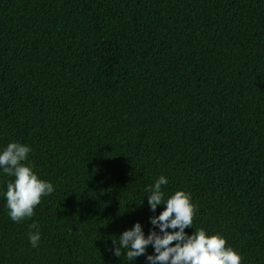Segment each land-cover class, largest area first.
<instances>
[{
    "label": "trees",
    "instance_id": "obj_1",
    "mask_svg": "<svg viewBox=\"0 0 264 264\" xmlns=\"http://www.w3.org/2000/svg\"><path fill=\"white\" fill-rule=\"evenodd\" d=\"M12 142L54 191L13 222L0 168V264H148L151 245L130 261L113 240L159 232L160 176L165 200L191 197L187 235L264 264V0H0V152Z\"/></svg>",
    "mask_w": 264,
    "mask_h": 264
},
{
    "label": "clouds",
    "instance_id": "obj_2",
    "mask_svg": "<svg viewBox=\"0 0 264 264\" xmlns=\"http://www.w3.org/2000/svg\"><path fill=\"white\" fill-rule=\"evenodd\" d=\"M30 151L28 145L12 142L0 152V168L14 177L7 183L5 198L9 217L16 223L31 218L41 198L54 191L50 182L38 178L32 166L25 165ZM167 182L166 177L160 176L147 189L151 193L147 197L150 210L155 212L158 205L164 206L158 216L150 218L151 225L159 232L150 230L145 237L141 225L136 223L119 236L118 243L113 240V254L120 257L122 250H126L124 255L133 261L145 255L146 248L151 245L154 254L146 256L148 264H241V256L228 247L219 234L208 235L203 228L191 235L185 233L186 228H192L194 205L190 195L179 190L165 200L161 186ZM29 227L37 229L29 233V242L35 248L40 241L38 225L33 223Z\"/></svg>",
    "mask_w": 264,
    "mask_h": 264
}]
</instances>
